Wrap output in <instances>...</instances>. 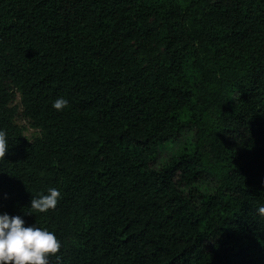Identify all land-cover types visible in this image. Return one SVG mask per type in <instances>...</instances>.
I'll return each mask as SVG.
<instances>
[{
	"label": "trees",
	"instance_id": "trees-1",
	"mask_svg": "<svg viewBox=\"0 0 264 264\" xmlns=\"http://www.w3.org/2000/svg\"><path fill=\"white\" fill-rule=\"evenodd\" d=\"M0 130L50 264H264V0H0Z\"/></svg>",
	"mask_w": 264,
	"mask_h": 264
},
{
	"label": "clouds",
	"instance_id": "clouds-1",
	"mask_svg": "<svg viewBox=\"0 0 264 264\" xmlns=\"http://www.w3.org/2000/svg\"><path fill=\"white\" fill-rule=\"evenodd\" d=\"M68 106V100L58 97L52 108L61 111ZM6 134L0 130V156L6 152ZM61 193L49 188L47 194L31 200L30 207L40 213L54 209ZM264 215V206L258 208ZM61 241L54 232L35 225L25 226L19 215L0 214V264H50V257L61 250Z\"/></svg>",
	"mask_w": 264,
	"mask_h": 264
},
{
	"label": "rangeland",
	"instance_id": "rangeland-1",
	"mask_svg": "<svg viewBox=\"0 0 264 264\" xmlns=\"http://www.w3.org/2000/svg\"><path fill=\"white\" fill-rule=\"evenodd\" d=\"M17 102H18V103L20 102V98L17 99ZM17 122H18V125L22 128V131H23V135H24V137H25L28 141H33L34 139L39 138V137L41 136L40 131L37 130V129H35V128H33V127L31 126V124H30L27 120L23 119L22 117H19ZM189 134H190V133L187 132V134H185V135L183 136V138H182L181 141L177 144L176 147H178V146H182L183 143L186 141V139H187L188 137H190ZM171 146H172V145H170V146L168 145V147H171ZM173 147H174V146H173Z\"/></svg>",
	"mask_w": 264,
	"mask_h": 264
}]
</instances>
